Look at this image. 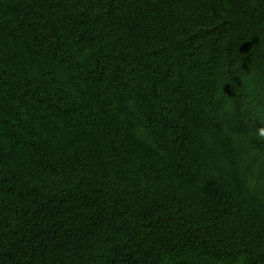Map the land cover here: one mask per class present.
I'll return each instance as SVG.
<instances>
[{"label":"trees","instance_id":"16d2710c","mask_svg":"<svg viewBox=\"0 0 264 264\" xmlns=\"http://www.w3.org/2000/svg\"><path fill=\"white\" fill-rule=\"evenodd\" d=\"M0 264H264V0H0Z\"/></svg>","mask_w":264,"mask_h":264}]
</instances>
